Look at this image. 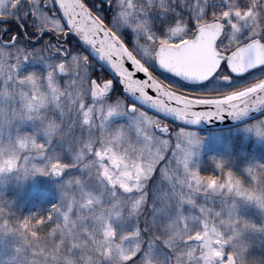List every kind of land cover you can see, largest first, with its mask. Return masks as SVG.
I'll return each mask as SVG.
<instances>
[{
  "label": "snow or ice",
  "instance_id": "obj_1",
  "mask_svg": "<svg viewBox=\"0 0 264 264\" xmlns=\"http://www.w3.org/2000/svg\"><path fill=\"white\" fill-rule=\"evenodd\" d=\"M105 5L111 20L97 10ZM29 63L41 67L24 70ZM260 67L264 0H0V177L50 175L60 190L46 211L23 216L0 192V245L13 241L0 248V264H68L85 250L86 264H264L251 239L264 222L238 204L264 211V163L242 175L215 160L216 172H202L191 163L202 138L161 119L264 110V74L226 86ZM117 115L127 119L114 124ZM245 127L264 138V115ZM217 195L231 202L217 207ZM77 215L92 229L83 241L73 237ZM41 232L58 241L54 251L36 247Z\"/></svg>",
  "mask_w": 264,
  "mask_h": 264
},
{
  "label": "trees",
  "instance_id": "obj_2",
  "mask_svg": "<svg viewBox=\"0 0 264 264\" xmlns=\"http://www.w3.org/2000/svg\"><path fill=\"white\" fill-rule=\"evenodd\" d=\"M90 2H93V0H90ZM97 10L100 11L105 16V18L108 20H111V18L114 15V9L108 5L98 8ZM155 15L156 14H154V16ZM6 23L8 24L10 31H15L20 34L23 33L24 30L20 28V25L17 23L15 19L9 18L6 21ZM23 23L27 24V21L25 20L23 21ZM121 31L126 37V39L131 41L132 39L131 29L125 26L121 29ZM68 40L74 48H79L81 51H86L85 47L81 44V42L76 37L69 35ZM29 43H30V46H36L35 42L30 41ZM94 66L98 73L103 72L104 75L111 74L110 69H107L106 65L103 68H101V62H97ZM262 70H264V68ZM117 91H119V89ZM170 124L172 126H179V124H173V123H170ZM225 130L227 129L225 128ZM241 138L242 136L240 137V134H238L237 137H233L232 135L228 137L230 144L233 145L235 149L239 148L243 150L240 146ZM247 150H248L247 148L244 149V151H247ZM76 171H77L76 169L66 170V174L76 172ZM200 171L214 172L211 169L210 163L203 164L200 168ZM58 183H59V178L53 177L50 175L36 174L35 176H28V177H24L23 179H18L16 174L12 172L7 178L5 196L8 199L13 201V210L17 214H18V211L21 212V216L25 215V213L27 212V208H30L31 205L35 206V208H39L38 209L39 211H45V208H48L51 204L56 203L59 198L60 190L57 188ZM218 197L224 198V196H220V195H218ZM216 205L217 207H219L218 202L216 203ZM73 219L74 221L79 223L78 215L73 217ZM79 224H80L79 229L73 228V237L74 239H79L83 241L87 237L81 236L80 233L88 232L89 234H91L92 229L90 226H85L81 223ZM117 226L120 227L119 224ZM125 227H130V224L125 225ZM251 239L253 242V252H255L258 255H264V235L252 234ZM57 243L58 241L47 239L45 236V233L41 232L38 236L36 247L43 248L44 251L46 252H52L56 249ZM65 255L67 256V254ZM88 255L90 254L87 252V250H85V251L77 252L67 257L78 261L80 256L86 257ZM50 258L51 257L49 256V259ZM67 261H68V264H71L70 260L67 259ZM250 264H257V261L252 260L250 261Z\"/></svg>",
  "mask_w": 264,
  "mask_h": 264
},
{
  "label": "rangeland",
  "instance_id": "obj_3",
  "mask_svg": "<svg viewBox=\"0 0 264 264\" xmlns=\"http://www.w3.org/2000/svg\"><path fill=\"white\" fill-rule=\"evenodd\" d=\"M153 66L156 67L155 62H153ZM40 67L41 66L39 63H29L25 64L23 66V69L29 70L32 68ZM126 119L127 117L117 115L112 118V123H123ZM194 131L199 137L202 138L200 144L198 146H194L193 148L194 154L191 161V163L194 166H197L199 170L203 164L210 163L211 169L216 172L217 169L215 168L214 161L224 160L226 161V166L231 167L235 172L243 175L244 168L249 164H254L256 162L264 163V138L258 137L253 131L247 129L245 125L228 130L211 131L207 132L205 135H201L200 130ZM238 134H240V137L242 136V138L240 139V146L243 150L239 148L235 149L233 145L230 144V141L228 139L230 135H232L233 137H237ZM245 148H247L248 150L244 151ZM9 175L10 173H7L0 177V192H2L4 196L6 195V183ZM224 199H227L229 202H231L230 196H224V198H221L217 195L214 197L216 203H220V201ZM238 204L242 216L257 224L264 222V211L260 210L253 204L243 201H238ZM38 209L39 208H35V206L31 205L30 208H27V212L25 213V215L33 211H38ZM47 209L48 208H45V211ZM18 215H21V212L18 211ZM74 228H80V224L76 221ZM12 242L13 241L9 239L5 242V245H0V248H6V245L11 244ZM87 252L90 255L86 257L80 256L78 261L69 257H67V259L70 260L71 264H86L87 258L92 256L91 251L87 250Z\"/></svg>",
  "mask_w": 264,
  "mask_h": 264
},
{
  "label": "water",
  "instance_id": "obj_4",
  "mask_svg": "<svg viewBox=\"0 0 264 264\" xmlns=\"http://www.w3.org/2000/svg\"><path fill=\"white\" fill-rule=\"evenodd\" d=\"M164 47H166V48L167 47H171V45L165 44ZM200 48L202 50L207 51V37H205L204 39L201 40ZM251 70H253V69H250L249 71H251ZM249 71H247V72H249ZM247 72H245L243 74H239V75H244ZM183 81L188 82L187 80H183ZM189 83H192V82H189ZM262 113H264V110H261V111H258V112H251L245 117H240V118H236V119H233L232 117H225V118L219 119V120H217V119H200L198 122H196L194 124H186V125L191 126V127H195V128H199V129H215V128L232 126V125H235V124L242 123V122H244V121H246L248 119H251L252 117H255L257 115H260ZM165 118H167V119H169L171 121H174V122L184 123L182 121H178V120L174 119L171 116H168V117H165Z\"/></svg>",
  "mask_w": 264,
  "mask_h": 264
},
{
  "label": "flooded vegetation",
  "instance_id": "obj_5",
  "mask_svg": "<svg viewBox=\"0 0 264 264\" xmlns=\"http://www.w3.org/2000/svg\"><path fill=\"white\" fill-rule=\"evenodd\" d=\"M240 83H244L241 79H239V77H236V76H233L232 78V82L231 84H229V87L230 86H234L236 84H240ZM205 86V85H204ZM227 86V85H226Z\"/></svg>",
  "mask_w": 264,
  "mask_h": 264
}]
</instances>
